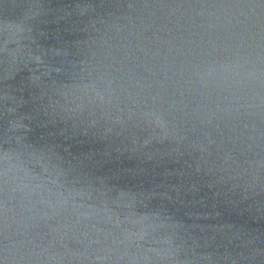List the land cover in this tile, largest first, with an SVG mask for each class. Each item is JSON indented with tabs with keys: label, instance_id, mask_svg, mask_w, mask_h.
I'll use <instances>...</instances> for the list:
<instances>
[{
	"label": "water",
	"instance_id": "water-1",
	"mask_svg": "<svg viewBox=\"0 0 264 264\" xmlns=\"http://www.w3.org/2000/svg\"><path fill=\"white\" fill-rule=\"evenodd\" d=\"M0 264H264V0H0Z\"/></svg>",
	"mask_w": 264,
	"mask_h": 264
}]
</instances>
